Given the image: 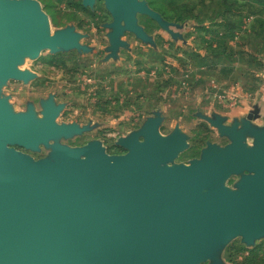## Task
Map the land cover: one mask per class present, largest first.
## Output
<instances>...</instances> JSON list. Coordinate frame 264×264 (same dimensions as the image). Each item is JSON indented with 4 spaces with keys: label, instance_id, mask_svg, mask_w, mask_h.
I'll return each instance as SVG.
<instances>
[{
    "label": "water",
    "instance_id": "1",
    "mask_svg": "<svg viewBox=\"0 0 264 264\" xmlns=\"http://www.w3.org/2000/svg\"><path fill=\"white\" fill-rule=\"evenodd\" d=\"M105 1L114 51L125 28L142 32L136 13L166 25L145 1ZM47 16L38 0H0V77L27 76L15 68L23 56L79 45L71 29L50 33ZM156 122L147 120L143 140H122L123 155L92 141L76 152L58 148L54 161L35 160L10 144H37L75 127L58 124L52 109L31 124L0 100V264H197L233 235L251 243L264 234V135L247 149L243 130L221 125L233 139L228 148L169 167L183 138L161 137ZM243 170L254 173L243 192L204 191Z\"/></svg>",
    "mask_w": 264,
    "mask_h": 264
},
{
    "label": "rangeland",
    "instance_id": "2",
    "mask_svg": "<svg viewBox=\"0 0 264 264\" xmlns=\"http://www.w3.org/2000/svg\"><path fill=\"white\" fill-rule=\"evenodd\" d=\"M38 1L52 33L71 29L80 35L79 45L23 56L15 68L27 76L0 77V100L31 124L43 122L52 109L58 124L75 129L29 146L10 144L19 152L54 161L58 148L76 152L99 141L109 155H123L128 149L121 141L134 136L143 140L142 130L151 117L157 118L161 137L183 138L184 147L166 163L169 167L203 161L211 147L228 148L233 139L221 125L243 130L247 149L264 135V28L257 23L250 27L256 16L264 18V1H240L241 8L227 14H235L240 25L227 34L226 27L214 24L235 22L222 16L235 0H178L181 6L154 0L165 14L150 6L152 0H141L158 11L166 25L136 13L142 32L125 28L115 51L114 17L105 0L92 6L84 0ZM246 3L254 8L249 10ZM202 27L208 33L200 31ZM224 41L228 53L213 57L225 47ZM231 48L235 56L229 55ZM252 175L231 171L204 191L243 192L245 179ZM197 264H264V234L251 243L243 234L233 235Z\"/></svg>",
    "mask_w": 264,
    "mask_h": 264
},
{
    "label": "trees",
    "instance_id": "3",
    "mask_svg": "<svg viewBox=\"0 0 264 264\" xmlns=\"http://www.w3.org/2000/svg\"><path fill=\"white\" fill-rule=\"evenodd\" d=\"M173 2H174V4H177V5H179V6H181L182 4H179V2H178V0H172ZM213 1H215V0H212V2ZM228 1L229 0H224V3H228ZM240 1H242V0H235V1H233V4H229L228 5V10L226 11V12H223L222 13V16H223V18L224 19H226V20H231V19H233V20H235V22L234 23H228V24H224L223 25V23H221V24H214V25H217V26H223V28H227V30H225V32L228 34V33H230V32H233V31H235V29H237L238 27H239V25H240V21L237 19L236 20V15L235 14H233L232 16H227V14L228 13H230L231 11H232V9L234 10V9H240L241 8V6H238V4L240 3ZM249 1H252V0H249ZM248 1V2H249ZM262 1H264V0H262ZM203 2H204V0H203ZM150 3V6L151 7H153V8H155L156 10H158V11H160L161 13H163V14H165V11H164V7H162L161 5H157L156 4V2L154 1V0H152V1H150L149 2ZM184 5H186V3H184L183 4V6ZM178 6V7H179ZM243 6H248L249 7V10L250 9H253L254 8V6L251 4V3H246V4H244ZM253 11V10H252ZM252 13H254V12H252ZM254 21L252 22V25L250 26V27H252L253 28V26L257 23V24H259V26H260V28H264V18H262L261 16H256V19H253ZM238 23H237V22ZM214 25H213V27H214ZM219 29V28H218ZM200 31H203L204 33H208V29H206V28H204V27H202V28H200ZM223 45L225 46L223 49H219V50H215L214 51V56L213 57H218V55H226L227 53H228V50H229V46H228V44L224 41L223 42ZM233 48V47H232ZM231 48V50H230V54L229 55H231V56H235V53L233 52V49ZM237 53V52H236ZM239 53H241V52H239ZM191 55L192 56H196V52H192L191 53ZM197 56H199V55H197ZM203 60L202 61H205V60H207V58H206V56L205 57H203L202 58ZM214 62V61H213ZM186 63V62H185ZM129 104V100H127V102H126V104H124V106L125 105H128Z\"/></svg>",
    "mask_w": 264,
    "mask_h": 264
},
{
    "label": "bare ground",
    "instance_id": "4",
    "mask_svg": "<svg viewBox=\"0 0 264 264\" xmlns=\"http://www.w3.org/2000/svg\"><path fill=\"white\" fill-rule=\"evenodd\" d=\"M47 22H48V31H49L50 33H52L51 23H50V20H49L48 17H47Z\"/></svg>",
    "mask_w": 264,
    "mask_h": 264
}]
</instances>
